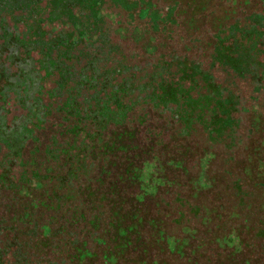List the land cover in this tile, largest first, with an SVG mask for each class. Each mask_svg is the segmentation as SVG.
<instances>
[{"label":"flooded vegetation","instance_id":"flooded-vegetation-1","mask_svg":"<svg viewBox=\"0 0 264 264\" xmlns=\"http://www.w3.org/2000/svg\"><path fill=\"white\" fill-rule=\"evenodd\" d=\"M211 1L0 0V264H81L84 253H103L89 264H116L128 252L140 255L137 264L149 255L161 258L150 264H171L166 257L175 264H264V223L256 221L263 214H251L253 193L264 191V137L248 156L237 155L243 146L248 153L254 129L264 133L256 118L253 130L248 124L264 96V0H216L225 7L221 17ZM202 20L214 32L210 40L182 51L188 37L175 32L202 29ZM140 27L150 42L166 38L167 47L161 41L156 56L143 50L142 57L112 37L126 40ZM235 81L249 82L248 97ZM171 85L174 100L165 90ZM114 129L133 131V140H125L124 152L103 156ZM237 159L244 161L235 165ZM219 160L224 198L235 204L202 214L190 208V217L210 226L198 241L196 223L182 220L183 204L163 197L177 173L195 174L188 183L195 188ZM131 161L142 183L128 180ZM252 170L263 182L251 179ZM211 184L202 180L207 186L199 189ZM211 214L221 225L242 221L231 231L237 245L225 243L230 227L218 232ZM129 216L132 232L119 233ZM187 230L197 244L184 252L193 238H183ZM215 246L221 255L212 262L207 253ZM244 246L249 252L240 259Z\"/></svg>","mask_w":264,"mask_h":264},{"label":"rangeland","instance_id":"rangeland-1","mask_svg":"<svg viewBox=\"0 0 264 264\" xmlns=\"http://www.w3.org/2000/svg\"><path fill=\"white\" fill-rule=\"evenodd\" d=\"M211 3H217V6H215V9L219 12L218 16L221 17L222 16L221 12L225 11V7L223 6V4L221 2L216 1V0H212ZM145 6H146L147 10L152 11V8L149 4H145ZM113 12L115 14H117V12H115V11H113ZM153 15H155V14H153ZM117 17H118V19H121L120 16H117ZM201 23L203 24L202 29H199L198 28L199 25H198V26H196V29L194 28V30L193 29L189 30L186 33H184V30L182 31L181 28H179V30H177L175 32L179 35L188 37L187 40H185V44L182 48V51L188 49L187 51H189L190 53H194L198 50V48H199L198 45H199L200 41H204V43H205L208 40H210L211 34H213L214 32L209 33V29L205 26V24H209L207 21L202 20V22L200 21L199 24H201ZM136 27H138V25ZM139 29H140V31L138 33L137 32L131 33L133 31L128 32V34L126 35L127 36L126 40H124V38L120 39L119 35L118 34L116 35L115 32H114V35L112 37L116 42L119 41L120 44H122V46L126 50L137 52V54H141L142 57H145V53L143 52V50H149L151 56H156L158 51H159L157 48V45L161 41L165 42V48L167 47L168 41L166 38H163V37L157 38V36H156L153 39V42H150L149 41V33L146 31H142V27H140ZM177 34H173V37L175 38V36ZM133 35H137V36H143L144 35L145 40L141 41V39H139V38L136 39V37H134ZM174 38H173V40H174ZM196 41H198V43H196ZM173 44L175 45V43L170 42L169 51L174 50ZM195 44H196V47L194 46ZM209 53H210V51L208 52V54ZM208 54L205 55V57H207ZM191 56H196V55H191ZM144 59H146V58H144ZM204 60L206 62H208V58H204ZM218 72H221V70L219 68H215L213 70L214 75L216 74L217 81H219L221 83H225V81H223V79L226 78V76L221 78V76ZM235 83L239 87L240 93L243 96L245 95V97H248V95L251 93V89H250L251 85L249 84V82L235 81ZM246 100L248 101L249 99L246 98ZM248 117H249L248 118V124L251 122L252 130H253V125H252V119L253 118L257 119V121H256L257 125L256 126H259V124H260L261 127L262 126L264 127V96H262L260 98V102H259L258 106L256 107V110L251 111V113L248 115ZM263 137H264L263 132L260 134V137H259L257 131L254 129V132L251 133V138H249L245 144V146L248 144V147H249L248 153H246V150L244 151V146H243L238 151L237 155L243 156V157L248 156L250 154L251 150L253 149V147L255 146V142L258 140V138L261 139ZM250 139H251V141H250ZM263 148L264 147L262 146V149ZM245 154H246V156H245ZM242 161H244V160L237 159L235 162V165H237L238 163H241ZM222 162H223L222 160H219L217 165L215 162L210 169H207L205 171L206 176L204 178L202 176L199 178V183H202V180H204L206 182L212 180L213 185L212 184L210 185L211 186L210 189H206V190L205 189H203V190L199 189V183L197 184L196 182H195V188L189 186L188 183L190 180L191 181H197V176H195V174H193L191 176V178L190 177L187 178L186 176L177 173L178 182L175 183L174 185H172L170 187L168 195L166 197H163L164 201H166V203L169 204L170 206H172V204H173L174 197H175L176 201H179L180 203L183 204L182 209H183L184 215L182 217V220L186 223H188V222L191 223L192 226H195L194 224L196 223L197 227L195 226L196 228H194V229L196 231V236H197L195 238L198 241L204 240L205 232L208 231V229H209L208 227H210V226H209V223L206 225H202L200 219L196 220V219H193L192 217H190V215L188 214L190 212V208H196L197 206L200 208H204L203 209L204 211L201 212V214H202V213H205V211L209 212L215 208L218 209V208H220V206H230V205L235 204L234 198L230 197V200L227 203H226V200L224 198V188H225L224 180L219 175V170H220V168H222V165H223ZM253 163L257 167V169H259V163H258V161H256V159H255V161H253ZM156 164H157V166H160V162H157ZM195 172L199 174V171L198 172L195 171ZM252 172H253V174L251 176V179L255 177L252 180L256 181V178H258L259 181L263 182V180H261L259 177H257L260 170L259 171L256 170V172L254 170H252ZM262 192L263 193H261L260 191H258L256 189V192L253 193V196L255 198V204H253V206H252L253 212L251 214H252L253 219L256 216H260L263 214L262 218H259V219H261L262 222L264 223V191H262ZM186 212H188V213H186ZM197 214L201 215L199 213H197ZM210 217L213 220L212 222L216 221V223L214 225H212V227L217 228L218 232H222L223 229H225V231L228 232L227 229L229 227H230L229 231L231 229H235V230L241 229V227H242V221L234 222V219H233V220H230L228 222V225H221V223L219 222L220 220L217 221V217H215L213 219L212 214L210 215ZM259 219H256V221H258ZM175 220H179V219H175V217H174L173 221H175ZM253 226H254V224H252V227ZM143 227H144V229L142 230V235L148 236L150 231H148V229L145 227V225ZM42 232L45 233L46 231L42 230ZM174 232L177 235V232L176 231H174ZM192 234L193 233L191 230L184 231L183 238H185L187 236H191ZM181 238H182V236H181ZM189 240H191V241L190 242L188 241L189 243H187V245L184 247L185 248L184 252L189 251L188 249L192 250L193 248H195V246L197 244V241L194 240V234H193V238L189 239ZM243 240H245V238H243ZM211 248H214V245L208 246V249H211ZM243 250H242V253L241 254L238 253L237 256L241 255L242 257H244L245 254L246 255L248 254L249 248L244 246ZM222 251H223V253H222L223 256H226V255L229 256V252H227L228 251L227 249L222 250ZM212 253L215 255L213 256ZM218 253H220V255H221L220 250H216V246H215V249L213 251L207 253V256L210 257L212 262L217 261L218 260L217 259ZM241 256H240V259H241ZM139 257H140V255L137 252H128L126 256L119 258L117 260L116 264H137V260L139 259ZM93 258L103 260V253L102 254L100 253V257L94 256L92 253H84V255H83L84 262L81 264H89L88 262H90V260H92ZM129 259H130V261H129ZM153 259H155L159 263L161 258L157 257V256H156V258H153L151 255H149V258L147 260V264H150L151 261H153ZM166 259L167 260L169 259L171 264H175V262H174L175 258L166 257Z\"/></svg>","mask_w":264,"mask_h":264},{"label":"trees","instance_id":"trees-1","mask_svg":"<svg viewBox=\"0 0 264 264\" xmlns=\"http://www.w3.org/2000/svg\"><path fill=\"white\" fill-rule=\"evenodd\" d=\"M161 89L164 90V88H161ZM168 89L171 90V92L167 94L168 98H171L172 100H174L176 98V96H177L176 95V92H175V91H177V87H174L173 85L166 86L165 87V90H168ZM157 107H161V106L159 105ZM156 109H158V108H156ZM189 133L190 132L187 131L183 135H188ZM133 135H134L133 134V131H127L126 129L124 131L122 129H120V130H118V129L112 130L111 131V134L108 136L107 142L103 145V156H113L114 157V155L119 154L121 151L124 152L127 149V147H128L127 144H126V142H125V140L131 142L133 140ZM130 142H129V144H131ZM186 153L189 154L190 151L187 150ZM175 161L176 160H172V159L169 161L170 163H172V167L174 169H176L178 167V165L176 164L177 162H175ZM122 164H123V162H122ZM127 167L128 168H135L134 165L132 164V161L127 164ZM142 167L148 168L149 167L148 162H144V164H143ZM138 173L141 174L142 173V170H137L136 168L134 169V171H128L127 170V175H129L128 176V178H129L128 180L130 182H132L133 179H134L136 182H139L140 179L138 177ZM140 183H142V181H140ZM199 186L205 188V186H207V185H199ZM262 187H264V186H262ZM111 189H112L113 193H116V190H118V188H116V189L115 188H111ZM128 219H130L131 221L134 222V219L131 216H129V218L127 217L125 219V225L122 226V228L121 227H117L119 233L124 234L126 231L132 232V230H127L126 222L128 221ZM139 221L140 220H138V224H139ZM257 222L259 224L263 223L261 219H259ZM131 228H132V226L130 227V229ZM231 231L235 232L237 230H233V229L230 230L228 232L229 234L227 235L226 240H224V241H225V243L227 245H230V246L237 245L236 244V240L234 239V236H232L233 233H231Z\"/></svg>","mask_w":264,"mask_h":264}]
</instances>
